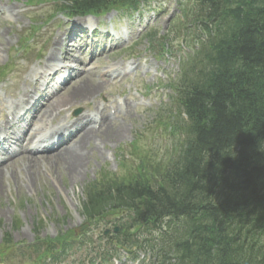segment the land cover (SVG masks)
Here are the masks:
<instances>
[{
  "label": "trees",
  "instance_id": "trees-1",
  "mask_svg": "<svg viewBox=\"0 0 264 264\" xmlns=\"http://www.w3.org/2000/svg\"><path fill=\"white\" fill-rule=\"evenodd\" d=\"M148 1L61 0L60 11L103 14ZM180 12L175 33L190 52L167 125L182 136L179 149L158 166L141 161L120 182L87 187V220L121 217V232L95 259L111 263L124 249L132 260L149 256L140 264H264V0H180ZM50 241L47 259L57 262L72 239Z\"/></svg>",
  "mask_w": 264,
  "mask_h": 264
},
{
  "label": "rangeland",
  "instance_id": "rangeland-1",
  "mask_svg": "<svg viewBox=\"0 0 264 264\" xmlns=\"http://www.w3.org/2000/svg\"><path fill=\"white\" fill-rule=\"evenodd\" d=\"M9 1L24 13L9 21L2 37L8 42L0 47V72L4 76L0 82V99L3 101L11 100L4 86H12L25 68L37 67L45 59L43 56L50 52L54 32L66 31L69 37L75 35L74 50L82 51V62H71L75 64L72 68L87 69L88 79L102 82L107 78L102 74L105 67L112 62L121 66V76L115 80L108 77L109 82L103 84L98 97L67 107L71 118L77 119L105 106L108 123L126 126L125 134L116 138L103 134L108 126L102 127L101 133L84 145L83 152L87 157L76 178L53 161L33 168L30 173L33 181L29 183L22 179L28 172L19 159L13 166L0 168V264H91L94 249L107 239H100L102 232L113 229L111 222L118 214L92 221L85 232L78 236L73 234L74 246L79 249L70 251L62 261L53 263L44 261V257H35L29 245L35 243L36 233L45 240H55L80 227L85 222L82 202L91 184L120 182L131 172L132 166H136L134 171L138 168L140 160L158 166L160 159L166 160L171 149L178 148L181 138L167 125L172 115H178L172 85L187 53L180 44L182 33H175L182 28L179 0H153L138 13L112 9L102 16L91 17L98 22L93 28L86 23L90 16L69 19L57 14L60 0H28L36 5L33 7H28L26 0ZM40 1H43L41 5ZM75 23L79 25L75 26ZM154 32H159V38L165 33L171 37L172 43L163 57L159 56L158 47L164 38L158 45L149 41ZM66 75L64 86L71 90V81L80 74ZM52 83L48 85V94L53 92ZM64 93L62 90L61 95ZM47 95L45 99H38L28 116L46 104ZM40 96L45 94L40 92ZM119 102L130 104L128 110L123 109L121 103L119 106ZM78 109L81 112L76 114ZM4 120L0 115V122ZM6 234L11 237L10 246L6 245ZM139 256L140 261L145 260L144 253ZM123 263L139 262L132 261L128 252L123 251L113 264Z\"/></svg>",
  "mask_w": 264,
  "mask_h": 264
},
{
  "label": "bare ground",
  "instance_id": "bare-ground-1",
  "mask_svg": "<svg viewBox=\"0 0 264 264\" xmlns=\"http://www.w3.org/2000/svg\"><path fill=\"white\" fill-rule=\"evenodd\" d=\"M20 10L19 6L11 4L9 0H0V27L2 29L0 30V47L8 45L2 37L6 33L9 21L21 15ZM91 19H88L86 23L96 26L98 22ZM78 25L75 23V26ZM51 36L50 52L43 56L45 59L42 58L43 60L37 67L25 68L23 75L19 76L12 86L4 87L11 98L10 101L0 100V113L5 118L0 123V136H3L5 141L3 143L17 145V147L11 146L12 148L4 149L8 156L4 159L0 158V168L13 166L19 159L20 164H23V169L28 172L22 177L26 183L33 181L32 174L30 176L33 168L47 161L62 165L64 170L76 178L84 158L87 157L83 150L84 145L89 144L96 134H100L102 127L108 126L103 134H108L110 138L125 134L126 129L125 124L108 123L105 106L96 108L95 113L84 114L77 119L71 118L67 107L74 102H90L98 97L103 84L109 82L108 77L115 80L121 76L122 72L119 71L121 66L117 62L110 63L102 71L107 78L102 82H94L87 78L89 74L87 69L79 66H77L78 70L72 68L75 64L71 62H82V51L74 50L75 36H67L66 31L54 32ZM72 71L80 75L75 81H71L72 88L69 90L65 87L66 74L73 73ZM83 71L86 73L85 77ZM54 77H56L55 86L53 92L47 95L46 104L39 107L33 116H25L32 112L30 110L36 105L40 92L45 93L48 90V85L54 81ZM67 89L69 92L66 94ZM62 90L65 91L64 95H61ZM121 106L128 110L130 104L121 103ZM66 131L69 137L59 141L58 149L53 150L51 148L53 135L61 136ZM51 149V153H45V155L39 153V150L45 152ZM36 153L39 156L34 155ZM33 155L37 157H32Z\"/></svg>",
  "mask_w": 264,
  "mask_h": 264
},
{
  "label": "water",
  "instance_id": "water-1",
  "mask_svg": "<svg viewBox=\"0 0 264 264\" xmlns=\"http://www.w3.org/2000/svg\"><path fill=\"white\" fill-rule=\"evenodd\" d=\"M86 226H88V223H86L84 226H82V227L79 229V231H83L84 228H85ZM115 231L117 232L118 229H115ZM107 233H108V231L105 232V234H107Z\"/></svg>",
  "mask_w": 264,
  "mask_h": 264
}]
</instances>
